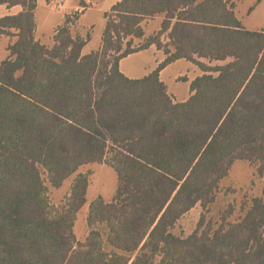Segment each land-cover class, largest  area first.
<instances>
[{
	"label": "trees",
	"instance_id": "obj_1",
	"mask_svg": "<svg viewBox=\"0 0 264 264\" xmlns=\"http://www.w3.org/2000/svg\"><path fill=\"white\" fill-rule=\"evenodd\" d=\"M37 2L0 0L22 8L0 17V37L14 39L0 62V264H264V191L238 209L220 207L218 195L235 162L264 177V28L245 29L225 0H123L105 14L100 48L84 56L90 36L76 31L78 13L52 45L36 39ZM160 16L145 39L142 23ZM153 45L166 60L126 78L119 62ZM181 59L203 75L175 103L160 73ZM92 164L112 168L117 189L89 204L78 242L90 185L79 171ZM73 176L52 205L47 184ZM197 206L195 231L174 235Z\"/></svg>",
	"mask_w": 264,
	"mask_h": 264
},
{
	"label": "rangeland",
	"instance_id": "obj_2",
	"mask_svg": "<svg viewBox=\"0 0 264 264\" xmlns=\"http://www.w3.org/2000/svg\"><path fill=\"white\" fill-rule=\"evenodd\" d=\"M234 6V12L237 18L242 22L245 29L250 31H258L264 28V0L260 4H256V0H225ZM99 7L93 8L86 13L85 18L81 22V26H93L91 30V41L86 48V52L97 49L101 43L102 32L105 27V19L99 11ZM0 14H6L7 9L2 7ZM75 14H72L73 17ZM146 38L158 33L157 24L154 19H146L142 23ZM79 32L78 23L75 26ZM85 32V31H84ZM89 33V32H87ZM4 41L6 38H0V51L4 49ZM128 41V40H127ZM125 41V43L127 42ZM144 40H134L133 48H137L143 44ZM47 42L48 45L51 43ZM3 51L0 54V62L6 60L3 57ZM2 55V56H1ZM228 62H208L211 67L224 66ZM180 81V80H179ZM80 173L90 174V185L87 194V205L81 210L75 224V235L78 242H83L88 234L86 226V216L88 205L97 197H102L106 201H111L117 189V176L115 171L101 164H92L82 167ZM74 177L67 180L59 189L48 186V196L54 206L61 205L70 192V188ZM232 191V192H229ZM264 191V177H260L256 173V169L249 163L238 161L231 167L228 176L221 182L219 190V206L224 207L233 203L238 209L241 202L245 198L258 197ZM202 210L200 206L195 207L191 212L184 216L172 231L178 237H188L191 235L199 222Z\"/></svg>",
	"mask_w": 264,
	"mask_h": 264
},
{
	"label": "crops",
	"instance_id": "obj_3",
	"mask_svg": "<svg viewBox=\"0 0 264 264\" xmlns=\"http://www.w3.org/2000/svg\"><path fill=\"white\" fill-rule=\"evenodd\" d=\"M122 1L123 0H38L35 11L36 39L45 45H48L45 41H48L51 43L50 45H52L56 29L64 23L66 17H71L72 14L78 13L79 19L76 24L78 23L79 33L82 36H87L89 34L91 41V30L93 29V24L91 26H81V22L85 18L86 13L93 10V8L99 7L100 9L97 12L102 13L105 19V14L110 13L113 7ZM3 7L7 9V13L2 15L0 14V17L16 16L22 12V8L19 6L13 8H7L6 6ZM152 19H154V22L157 24L156 29L159 32L164 18L160 16ZM0 38H6L2 54L3 57H5L4 59H7L9 57L8 47L12 42H14V39L7 36H1ZM90 41L82 50V54L84 56L97 51L101 46L100 43V46L97 49L87 53L86 48ZM162 42H167L165 36L162 37ZM2 51H0V54ZM165 60L166 55L163 50L158 49L153 45L147 50H143L123 58L119 62V70L130 80H140L153 73ZM202 75L203 73L198 67L184 59H181L163 69L160 73V80L167 87L168 94L172 100L175 103H183L192 95L190 89L191 83Z\"/></svg>",
	"mask_w": 264,
	"mask_h": 264
}]
</instances>
